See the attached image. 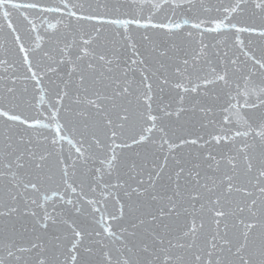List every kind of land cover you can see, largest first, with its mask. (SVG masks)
Segmentation results:
<instances>
[{
    "label": "snow or ice",
    "instance_id": "1",
    "mask_svg": "<svg viewBox=\"0 0 264 264\" xmlns=\"http://www.w3.org/2000/svg\"><path fill=\"white\" fill-rule=\"evenodd\" d=\"M0 264H264V0H0Z\"/></svg>",
    "mask_w": 264,
    "mask_h": 264
}]
</instances>
